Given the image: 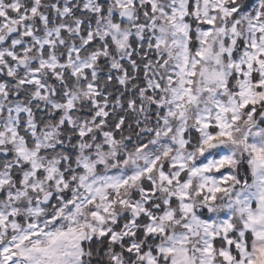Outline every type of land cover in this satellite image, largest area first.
I'll return each mask as SVG.
<instances>
[{
    "label": "snow or ice",
    "instance_id": "6c2138e0",
    "mask_svg": "<svg viewBox=\"0 0 264 264\" xmlns=\"http://www.w3.org/2000/svg\"><path fill=\"white\" fill-rule=\"evenodd\" d=\"M0 264H264V0H0Z\"/></svg>",
    "mask_w": 264,
    "mask_h": 264
}]
</instances>
